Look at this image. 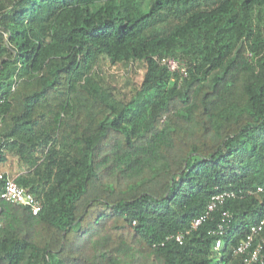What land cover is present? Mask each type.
I'll list each match as a JSON object with an SVG mask.
<instances>
[{"label":"trees","instance_id":"1","mask_svg":"<svg viewBox=\"0 0 264 264\" xmlns=\"http://www.w3.org/2000/svg\"><path fill=\"white\" fill-rule=\"evenodd\" d=\"M103 66L142 80L127 93ZM0 122V164L15 149L43 205L0 195V264H244L264 217V0H0Z\"/></svg>","mask_w":264,"mask_h":264},{"label":"built area","instance_id":"2","mask_svg":"<svg viewBox=\"0 0 264 264\" xmlns=\"http://www.w3.org/2000/svg\"><path fill=\"white\" fill-rule=\"evenodd\" d=\"M159 63L172 74L171 81L176 82L177 79L182 82L188 78V67L185 62L175 58H161ZM1 126V122H0ZM0 188L1 199L12 204L28 207L34 216H38L42 210L43 205L32 193L20 187L16 178L11 176L8 172L0 171ZM257 192L263 193V188H258ZM234 192H222L214 195L207 205L206 211L192 223L191 230L199 229L204 223L213 218L215 212L225 204L227 199L236 198ZM231 217L228 212L222 213V221L226 223ZM187 232H178L168 237V240H174L180 245L184 244ZM225 233V226L219 225L215 235L221 237ZM222 246L221 238L217 239L215 250H219ZM235 254L243 257L244 264H264V217L255 226H253L247 235L242 240L235 250Z\"/></svg>","mask_w":264,"mask_h":264},{"label":"rangeland","instance_id":"3","mask_svg":"<svg viewBox=\"0 0 264 264\" xmlns=\"http://www.w3.org/2000/svg\"><path fill=\"white\" fill-rule=\"evenodd\" d=\"M102 71H104V72H106V74H112V75H114V76H116V77H129L130 76V79H131V86L133 85V84H136V85H138L140 82H141V80H142V74H141V71L140 70H138L137 69V67H136V69L134 70L135 71V73H134V71H132L131 72V70L130 71H127V69H118V70H112L111 68H109V67H107V66H103L102 67ZM120 82V84H123V82H121V81H119ZM134 89H133V86L132 87H128V89H127V93H131L132 91H133ZM130 98V97H129ZM147 98L149 99V100H151V98L152 99H154V96H147ZM157 100H160L159 98H157ZM154 105H156L155 103H153L151 106H150V108H149V110H146V111H144L143 113H141V115H140V117H139V119L135 122V124H136V126L138 127V128H140V130L141 131H143V129L145 128V126L147 125V124H149V122H150V120H151V113H152V110H153V108H154ZM15 149H10L9 150V152L7 153L8 154V159H11L12 158V155L13 154H15V155H17L18 153H17V151L15 150ZM18 156V155H17ZM19 157V156H18Z\"/></svg>","mask_w":264,"mask_h":264},{"label":"crops","instance_id":"4","mask_svg":"<svg viewBox=\"0 0 264 264\" xmlns=\"http://www.w3.org/2000/svg\"><path fill=\"white\" fill-rule=\"evenodd\" d=\"M27 166L21 157L13 154L11 159L6 160L2 164H0V170L8 172L11 176L16 179L21 175L28 174Z\"/></svg>","mask_w":264,"mask_h":264}]
</instances>
